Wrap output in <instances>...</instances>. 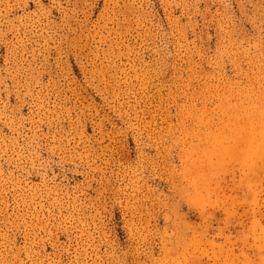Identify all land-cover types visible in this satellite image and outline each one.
I'll list each match as a JSON object with an SVG mask.
<instances>
[{
	"label": "rangeland",
	"instance_id": "rangeland-1",
	"mask_svg": "<svg viewBox=\"0 0 264 264\" xmlns=\"http://www.w3.org/2000/svg\"><path fill=\"white\" fill-rule=\"evenodd\" d=\"M0 264H264V0H0Z\"/></svg>",
	"mask_w": 264,
	"mask_h": 264
}]
</instances>
